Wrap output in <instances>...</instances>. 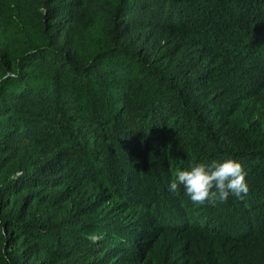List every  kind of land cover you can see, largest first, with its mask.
<instances>
[{
  "label": "trees",
  "instance_id": "1",
  "mask_svg": "<svg viewBox=\"0 0 264 264\" xmlns=\"http://www.w3.org/2000/svg\"><path fill=\"white\" fill-rule=\"evenodd\" d=\"M0 264H264V0H0ZM234 159L250 191L170 183Z\"/></svg>",
  "mask_w": 264,
  "mask_h": 264
},
{
  "label": "clouds",
  "instance_id": "2",
  "mask_svg": "<svg viewBox=\"0 0 264 264\" xmlns=\"http://www.w3.org/2000/svg\"><path fill=\"white\" fill-rule=\"evenodd\" d=\"M17 72L18 69L0 75V83L5 79L17 78ZM246 175L242 164L234 159L199 163L190 170L179 171L169 188L172 192H178L182 185L194 204L222 203L227 201L229 195L239 199L248 195L250 188Z\"/></svg>",
  "mask_w": 264,
  "mask_h": 264
}]
</instances>
